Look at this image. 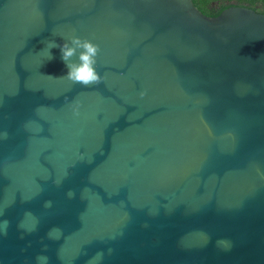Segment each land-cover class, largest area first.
<instances>
[{
	"label": "water",
	"instance_id": "95a60500",
	"mask_svg": "<svg viewBox=\"0 0 264 264\" xmlns=\"http://www.w3.org/2000/svg\"><path fill=\"white\" fill-rule=\"evenodd\" d=\"M0 264H264V13L0 0Z\"/></svg>",
	"mask_w": 264,
	"mask_h": 264
},
{
	"label": "trees",
	"instance_id": "16d2710c",
	"mask_svg": "<svg viewBox=\"0 0 264 264\" xmlns=\"http://www.w3.org/2000/svg\"><path fill=\"white\" fill-rule=\"evenodd\" d=\"M193 2L208 16H216L231 5H244L264 13V0H193Z\"/></svg>",
	"mask_w": 264,
	"mask_h": 264
},
{
	"label": "clouds",
	"instance_id": "9594fccd",
	"mask_svg": "<svg viewBox=\"0 0 264 264\" xmlns=\"http://www.w3.org/2000/svg\"><path fill=\"white\" fill-rule=\"evenodd\" d=\"M83 47L86 49L84 53L81 54V61L82 63L76 67H74L69 75L77 80H81L83 82H88L91 80H96L97 75L93 68L91 67L92 64V56L95 53V46L85 42ZM72 52L71 48L65 49L64 55L68 56Z\"/></svg>",
	"mask_w": 264,
	"mask_h": 264
}]
</instances>
